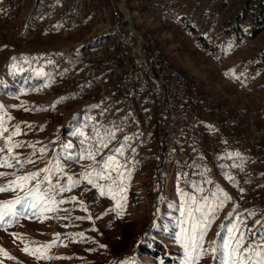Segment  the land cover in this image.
Masks as SVG:
<instances>
[{"label": "rangeland", "instance_id": "1", "mask_svg": "<svg viewBox=\"0 0 264 264\" xmlns=\"http://www.w3.org/2000/svg\"><path fill=\"white\" fill-rule=\"evenodd\" d=\"M215 1L201 0V7L189 9L186 0H177L176 8L183 5L186 14L179 10L166 27L148 8L126 0L137 29H151L167 57L192 74L207 95L236 105L247 97L245 103L251 104L255 118L264 122V54H260L263 48L257 54H249L254 46L259 47L264 29L257 44L236 43L238 34L251 32L247 30L249 19L239 21L238 32H224L222 21L232 18L240 5L238 0H226L225 5H221V0ZM254 10L258 13L261 9ZM216 16L217 28L212 27L215 23L205 25L206 21L216 22ZM200 35H205L206 41L200 40ZM74 44L56 33L36 35L20 50L0 46V120L8 129L0 135V148L4 149L0 158L12 164L0 167V173L6 174L0 176V185L39 172L37 180L27 182L25 190L0 192V202L21 198V204L13 210L24 213L5 217L0 226V264H186L187 253L196 255L204 249L207 253L195 264H222L223 245L230 239L229 229L234 226L244 233L245 246L264 244L260 239L264 235V216L246 221L235 215L230 186L227 190H215L211 196L203 195L197 186L181 189L173 184L167 190L152 154L132 153L103 126L89 122L85 106L64 100L52 85L50 71L54 62H65L62 47ZM78 46L71 47L69 52L79 50ZM23 70L39 76L41 81L32 85L17 83L11 74ZM6 84L14 88L6 92ZM17 128L19 134L12 136ZM81 132L83 135H79ZM101 137L108 147L95 160L115 156L125 177L121 208L116 207L120 196L117 200L100 196L82 177L95 164L77 157L86 154L85 149L94 148ZM68 144L72 147L66 148ZM12 145L19 146L12 147L9 153L8 147ZM118 148L123 155L114 151ZM40 149L45 150L43 154ZM69 156L72 158L68 159ZM56 164L62 165L63 172L56 171ZM45 168L55 173L51 175L53 184L59 181L67 185L68 177L80 181L70 191L52 193L57 202L67 201L52 205L54 211H44L41 205L33 209L27 206L35 200L34 196H26L28 188L39 184L40 192L49 189L44 177L50 173L40 171ZM201 232L204 235L199 242ZM53 241L55 246L48 249L47 259L37 260L35 253L30 255L23 250ZM194 243L200 245L195 252Z\"/></svg>", "mask_w": 264, "mask_h": 264}, {"label": "built area", "instance_id": "2", "mask_svg": "<svg viewBox=\"0 0 264 264\" xmlns=\"http://www.w3.org/2000/svg\"><path fill=\"white\" fill-rule=\"evenodd\" d=\"M131 2L167 27L177 0ZM186 3L201 7V0ZM56 33L75 44L62 47L65 62L52 65V85L85 106L89 122L132 153L152 154L167 190L197 186L211 196L230 186L235 215L264 216V122L247 97L236 105L207 95L151 29H137L126 0H0V46L20 50L36 35Z\"/></svg>", "mask_w": 264, "mask_h": 264}, {"label": "snow or ice", "instance_id": "3", "mask_svg": "<svg viewBox=\"0 0 264 264\" xmlns=\"http://www.w3.org/2000/svg\"><path fill=\"white\" fill-rule=\"evenodd\" d=\"M3 106H0V109H2ZM10 119V118H9ZM8 129L4 127L3 120H0V135H3L4 132H7ZM19 134V130L17 128L16 131L12 132L11 135L15 136ZM79 135H83V133H79ZM9 141L11 137L7 138ZM83 144L84 141H81ZM19 145H12L11 147H8V152L11 153L12 147H18ZM66 148H71L72 145L68 144L65 145ZM107 143L104 142L103 138L101 137L98 141V143L95 145L94 148H88L85 149L86 154H82L77 157L78 160H92L95 164V166L92 168L91 171H85L82 174L83 179L87 181L88 184L92 185V187L96 188L99 192L100 196H108L109 198L113 200H117V197L120 196V200H117L116 207L121 208L123 205L121 201L123 200V197L121 196V193H123L126 189L124 187V174L120 172L121 165L116 160L115 156H107L102 158L100 161H96L95 157L99 154V152L107 148ZM0 151H4L3 148H0ZM41 153L45 151L44 149H40ZM116 153L123 155V152L121 149H115ZM72 157L69 156L68 159H71ZM28 163H35V161L28 160ZM19 163V161H17ZM0 167H12V164L9 163L7 159L0 158ZM57 172H63V167L60 164H56L55 166ZM41 172L50 173V175H46L44 177V180L48 182L49 189L45 190L44 192H40L39 184L35 185L32 188H28L26 190V196H34L35 200L33 203L28 204V208L33 209L37 207V205H41L43 207L44 211H54L55 208L52 207V205H56L58 203H65L67 201H56L54 199V196L52 193L54 192H64V191H70L73 187H76L79 185V180H73L72 177H68V184L62 185L57 181L56 184L52 183L51 175H54L55 173L52 171V169L45 168L40 169ZM117 173L115 177L112 176L111 173ZM6 175L5 173H0V176ZM39 177V172L37 173H31L26 176L17 177L15 180L10 181L7 185H0V192H7V191H15L17 189L19 190H25V185L29 181L37 180ZM107 181L106 184H100L98 181ZM73 200L76 198L73 197ZM21 204V198H17L14 201H5L0 202V226H2V222L5 221V217H16L18 215L24 214L22 211L17 212L14 211L15 205ZM222 206V204L220 205ZM99 218V217H98ZM206 226V224L204 225ZM229 232L231 233V237L228 241H226L223 245V260L222 264H264V244H259L253 246L252 244H248L245 246V240L246 237L244 233L240 230L238 226H234L232 229H229ZM204 233L201 232L199 235V242H202ZM59 237L57 236V239ZM194 241L197 238H193ZM261 240H264V235L260 236ZM52 246H55V241L51 242L50 244L43 245L40 248L36 249H29L28 247H25L23 250L26 254H33L35 253V258L37 260L39 259H47L49 258L47 256V251ZM200 245L198 243L193 244V251L195 252L196 249ZM187 249V245L185 246ZM208 250L204 249L201 252H197L196 255H193L191 252L187 253V261L186 264H195L197 260L201 258L202 254H206ZM215 252L216 250L213 249ZM61 258V257H56Z\"/></svg>", "mask_w": 264, "mask_h": 264}, {"label": "trees", "instance_id": "4", "mask_svg": "<svg viewBox=\"0 0 264 264\" xmlns=\"http://www.w3.org/2000/svg\"><path fill=\"white\" fill-rule=\"evenodd\" d=\"M226 0H221V5H225ZM212 3H216L215 0H213ZM238 3L240 5V10L236 12V14L231 18L228 17L226 20L222 21V24L224 27V32H238L239 29V21L248 18L249 19V30H251V34L255 35L258 32H260L264 28V0H238ZM237 3V4H238ZM259 7L261 10L258 13H255V8ZM211 12L212 9H210ZM213 16V15H212ZM216 22H210L206 21L207 26H212L210 24L217 23L219 19L217 16L215 17ZM200 40L206 41L204 36L200 35L198 36ZM55 57V56H54ZM13 80L17 81L19 84H25V85H32L34 83H39L41 81V78L39 76H33L31 73H29L27 70H23L21 73H12ZM14 87L11 86V84H6L5 87H3V90L6 92L13 89ZM61 94L60 92H58ZM63 97L64 95L61 94ZM80 119V118H79ZM104 127V126H103ZM104 129H106L104 127ZM113 138V137H112Z\"/></svg>", "mask_w": 264, "mask_h": 264}, {"label": "crops", "instance_id": "5", "mask_svg": "<svg viewBox=\"0 0 264 264\" xmlns=\"http://www.w3.org/2000/svg\"><path fill=\"white\" fill-rule=\"evenodd\" d=\"M181 7H183V5L182 6H178L173 12H174V14H176L179 10H181L182 12L181 13H183V15H185L186 14V11H184L185 9V7H183V8H181ZM189 7V6H188ZM155 8V7H154ZM189 9H192V8H189ZM207 10L209 11V12H211V10L209 9V8H207ZM174 14H173V16H174ZM198 21H193V23H197ZM206 25V24H205ZM207 26V25H206ZM264 29V28H263ZM263 29L260 31V32H258L257 34H255V35H252L251 34V32H248L247 33V35L246 34H244V35H241L240 36V34H238V36H239V38H236L237 40H236V43L238 42V43H240V44H244V43H246V42H251L252 41V43H254L255 42V44H257V42H258V39L259 38H261L260 36H258L260 33H262V31H263ZM247 30H249V26L247 25ZM247 30H244V31H247ZM241 33V32H240ZM237 36V35H236ZM258 36V37H257ZM204 37H205V35H204ZM205 38H207V37H205ZM220 38V37H219ZM225 39V38H224ZM247 39H249L248 41H247ZM259 43L260 44H258V46L259 47H257V45L256 46H254V50H252L251 52H249V54H257V51L259 50V49H261V48H263L262 50H261V52H260V54H264V38L263 39H260L259 40ZM163 50H164V48H163ZM164 52H165V50H164ZM166 53V52H165Z\"/></svg>", "mask_w": 264, "mask_h": 264}]
</instances>
